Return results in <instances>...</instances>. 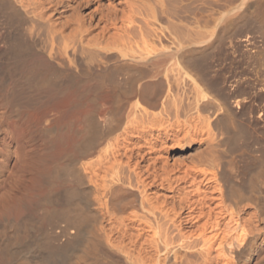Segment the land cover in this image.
Masks as SVG:
<instances>
[{"label":"bare ground","instance_id":"obj_1","mask_svg":"<svg viewBox=\"0 0 264 264\" xmlns=\"http://www.w3.org/2000/svg\"><path fill=\"white\" fill-rule=\"evenodd\" d=\"M0 264H264V0H0Z\"/></svg>","mask_w":264,"mask_h":264}]
</instances>
